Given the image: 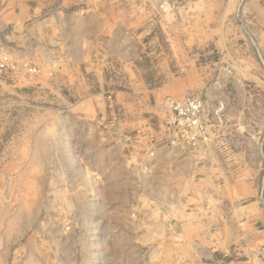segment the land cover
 <instances>
[{
    "label": "rangeland",
    "instance_id": "obj_1",
    "mask_svg": "<svg viewBox=\"0 0 264 264\" xmlns=\"http://www.w3.org/2000/svg\"><path fill=\"white\" fill-rule=\"evenodd\" d=\"M128 1L132 2L134 17H147L153 26L157 16L165 15V25L182 27V36L185 27L191 25L190 17L194 20L197 15V26L193 21L192 27L197 29L201 46L189 56L197 59L204 86L190 88L184 81V88L168 100L166 144L194 155L199 166L206 161L202 152L213 147L222 176H240L233 191L237 189L242 197L241 206L260 203L263 207L262 179L258 195L251 196L255 171L250 162L255 155L264 162V56L256 52L252 39L230 40L229 50H217L209 38L211 30L221 29L216 12L222 4L229 11L231 6L238 17L230 25L232 32H248L241 11L251 0ZM4 2H0V8L6 5ZM34 2L23 0L25 10L33 11ZM261 2L264 5V0ZM144 27L138 33L147 32L148 27ZM15 36L25 37L12 26L0 30V42L18 65L16 71L0 76V264H159L161 256L169 262L160 264H173L177 255L191 254L190 250L185 253L174 249L171 241L173 232L178 233L176 227H166L170 230L166 229L160 240L156 227L155 233L145 227L155 223L157 216L153 220V215L159 204L169 205L170 192L164 196L167 188L164 190L166 185L159 177L162 158L155 152L165 145L164 141L141 139L144 149L128 153L135 167L144 163L148 181L143 183L135 168H119L125 157L108 150L116 143L107 134L108 123L77 118L75 99L63 103L59 94L46 86L54 75L46 66L45 52L38 49L33 66L26 51L29 41L15 47ZM180 64L175 67L176 78H187L190 64L183 60ZM37 66L41 68L38 73L29 72V67ZM133 82H137L135 78ZM188 97H200L204 102L210 146L191 148L180 134L182 129L171 125V107ZM107 99L114 98L107 95ZM114 128L111 132H117ZM135 135L130 136L140 141ZM112 137L124 146L131 140L122 133ZM252 146L256 153L249 152ZM259 229L264 235V226ZM244 253L241 247L232 246L228 261L216 255L210 264H238V260L245 261ZM256 254L253 264H264V236ZM177 258L174 264H185Z\"/></svg>",
    "mask_w": 264,
    "mask_h": 264
},
{
    "label": "crops",
    "instance_id": "obj_2",
    "mask_svg": "<svg viewBox=\"0 0 264 264\" xmlns=\"http://www.w3.org/2000/svg\"><path fill=\"white\" fill-rule=\"evenodd\" d=\"M4 1L6 5L0 8V30L12 26L25 35L24 38L15 36L14 45L21 47L29 41L26 51L32 65L37 60L38 49L45 52L46 66L54 75L46 86L59 94L63 103L69 104V99H75L77 118L108 123L107 134L116 142L114 145L111 142L112 148L108 150L125 157L119 168H135L141 173L142 182L148 181L144 163L135 167L128 153L144 149L141 139L151 137L156 143L164 141L165 145L156 147L155 152L162 158L159 177L166 185L164 190L167 188L164 196L170 192L169 205L159 204L157 214L153 215L155 223H147L145 227L148 231L153 228L154 233L156 227L159 240L167 233L166 229L170 230L166 227H176L178 233L173 232L174 241H171L174 249H183L185 253L190 250L191 254L177 255L173 264L177 257L181 258L179 263L210 264L216 255L227 258L232 246L236 245L245 250V261L237 263L253 264L264 236L259 229L264 226V206L260 203H255V207L241 206L242 197L237 189L233 191L238 185L235 180L240 181V176H222L213 147L202 152L206 161L199 166L194 155L166 144L164 124L168 100L184 88V81L190 88L204 86L197 59L189 56L201 46L195 34L197 15L194 20L190 17L191 25L185 27L182 36V27L165 25V15L157 16L153 26L147 17H134L132 2L128 0H35L31 12L25 10L23 0ZM160 8L162 6H159L162 13ZM220 8L216 14H219L217 23L221 21L217 27L221 29L213 27L216 30L209 33L217 50H229L230 40L252 39L256 52L264 56V5L261 0H251L243 7L241 15L247 22L248 32L239 31L237 35L230 28L237 17L232 7H229L231 11L223 4ZM193 21L195 27H192ZM144 25V29L148 27L147 35L138 33ZM182 60L190 64L189 75L179 79L174 71ZM134 78L137 82H133ZM228 84L227 81L225 86ZM107 95H112L113 101H109ZM116 109L122 113H117ZM114 126L117 132H111ZM114 133H122L131 140L124 146L112 137ZM134 133L140 138L136 142L141 145L130 136ZM252 151L257 152L255 146L249 148V152ZM261 158L255 155L250 162L255 179L249 190L254 197L258 195L262 179L264 162ZM125 182H129L128 179ZM192 231L194 234L190 235ZM154 258L151 256L152 260ZM166 261L169 262L161 256L159 264Z\"/></svg>",
    "mask_w": 264,
    "mask_h": 264
},
{
    "label": "built area",
    "instance_id": "obj_3",
    "mask_svg": "<svg viewBox=\"0 0 264 264\" xmlns=\"http://www.w3.org/2000/svg\"><path fill=\"white\" fill-rule=\"evenodd\" d=\"M2 0H0L1 2ZM5 45L0 42V76L9 71H16L17 63L12 61L10 54L5 50ZM30 73H38L35 67L28 68ZM173 119L172 127H177L182 133V137L188 141L193 149L210 146L212 138L210 137L207 124L204 121V102L199 97H188L182 104L175 103L171 107ZM261 200L264 201V171L262 178Z\"/></svg>",
    "mask_w": 264,
    "mask_h": 264
}]
</instances>
